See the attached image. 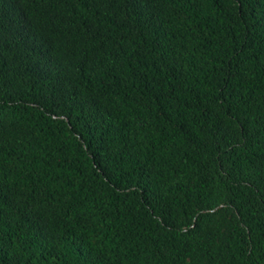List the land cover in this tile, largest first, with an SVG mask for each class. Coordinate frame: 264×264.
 <instances>
[{"label": "trees", "instance_id": "1", "mask_svg": "<svg viewBox=\"0 0 264 264\" xmlns=\"http://www.w3.org/2000/svg\"><path fill=\"white\" fill-rule=\"evenodd\" d=\"M0 264H264V0H0Z\"/></svg>", "mask_w": 264, "mask_h": 264}]
</instances>
